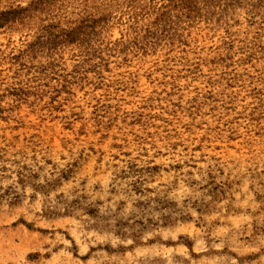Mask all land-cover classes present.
<instances>
[{"label":"rangeland","instance_id":"rangeland-1","mask_svg":"<svg viewBox=\"0 0 264 264\" xmlns=\"http://www.w3.org/2000/svg\"><path fill=\"white\" fill-rule=\"evenodd\" d=\"M0 264H264V0H0Z\"/></svg>","mask_w":264,"mask_h":264}]
</instances>
